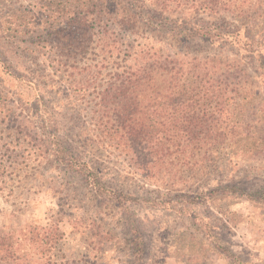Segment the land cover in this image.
<instances>
[{"label":"rangeland","instance_id":"1","mask_svg":"<svg viewBox=\"0 0 264 264\" xmlns=\"http://www.w3.org/2000/svg\"><path fill=\"white\" fill-rule=\"evenodd\" d=\"M61 1L0 0V234L19 244L18 263L131 264L127 207L141 231L143 264H264V0H214L223 2L224 12H195L201 18L252 22L254 28L245 34L254 42L251 48L243 41L241 50L226 46L222 53L231 61L239 58L248 74L258 75L245 79L251 95L237 101L245 108L234 123L237 142L202 144L200 153L188 145L189 151L174 162L200 159L205 164L176 179L173 196L129 173L111 147L66 144L89 166L103 168L112 190L128 193L119 197V207L114 191H95L87 174L50 158L45 144L34 139V125L26 123L34 120L40 94L28 78L33 72L48 74L52 65L46 59L51 45L36 31L50 18L53 4L58 8L68 0ZM227 2H233L230 10ZM193 50L205 52L199 45ZM85 59L95 64L94 54ZM4 139L12 141L1 156L9 145L2 144ZM28 232L30 237L58 233L47 240L55 247L35 252V243L24 238Z\"/></svg>","mask_w":264,"mask_h":264},{"label":"trees","instance_id":"2","mask_svg":"<svg viewBox=\"0 0 264 264\" xmlns=\"http://www.w3.org/2000/svg\"><path fill=\"white\" fill-rule=\"evenodd\" d=\"M222 4L214 0H121V4L68 0L58 8L53 4L50 18L36 31L51 45L46 58L51 69L28 78L40 93L34 120H26L36 129L34 139L45 144L48 156L65 169L87 174L97 192L114 191L104 169L89 166L66 144L111 147L129 173L173 196L175 180L205 164L200 159L176 163L175 158L189 148L200 153L202 144L237 142L234 123L245 112L237 101L250 94L245 79L258 75L248 74L239 58L231 61L222 53L226 46L241 50L243 41L251 48L254 42L245 34L254 28L252 22L195 15L224 12ZM225 6L230 10L233 2ZM193 45L205 52L194 51ZM88 53L94 54L95 64L83 60ZM17 128L23 131L22 126ZM11 141L3 140L9 145L1 156L8 153ZM112 195L118 207L119 197H128L123 190ZM124 209L131 264H143L141 231L133 213ZM24 235L35 243V252L44 253L55 247L47 240L58 233ZM18 245L0 234V264H19Z\"/></svg>","mask_w":264,"mask_h":264}]
</instances>
